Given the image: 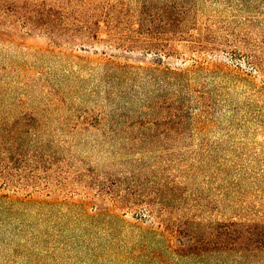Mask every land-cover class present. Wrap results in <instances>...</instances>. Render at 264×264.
<instances>
[{"label":"rangeland","instance_id":"374dc122","mask_svg":"<svg viewBox=\"0 0 264 264\" xmlns=\"http://www.w3.org/2000/svg\"><path fill=\"white\" fill-rule=\"evenodd\" d=\"M180 12L192 23L189 34L167 35L164 64L209 66L181 109L169 97L147 98L154 86L133 93L100 79L104 58L132 48L130 63L156 58L136 19L167 16L155 29L166 33ZM107 15L117 29L110 31ZM104 118L111 122L100 124ZM142 126L201 129L206 142L222 146L221 157L237 162L231 179L247 178L246 210L210 212L201 204L188 207L191 217L264 221V0H0V264H207L159 253L139 232L159 227V219L146 205L121 202L147 171L123 149L126 134L107 132ZM191 142L199 148L197 137ZM156 155L146 154L149 165Z\"/></svg>","mask_w":264,"mask_h":264},{"label":"trees","instance_id":"16d2710c","mask_svg":"<svg viewBox=\"0 0 264 264\" xmlns=\"http://www.w3.org/2000/svg\"><path fill=\"white\" fill-rule=\"evenodd\" d=\"M182 14L184 12L176 17V26L166 33L155 29L167 22V16L161 15L159 19H155L146 14L136 19L140 40L146 41L148 48L154 50L156 58L145 65L130 63L133 58L127 55L137 52L136 48L119 53L121 55H112L100 62V79L120 83L126 92L130 90L133 93L145 92L150 86H154L155 91H146L147 98L154 97V101H158L162 97H169L181 109L188 102L189 88L209 69L204 64L186 69L173 68L165 65L162 60L163 53H167V46L163 44L168 39L167 35L184 40L189 34L186 29L192 23H186ZM107 18L110 31L112 28L117 29L113 15H107ZM90 28L93 30L92 26ZM143 37L146 39H142ZM217 68L221 69L219 66ZM203 99L209 101L206 94H203ZM191 116L194 121L196 114ZM137 117L139 118V113ZM134 119L132 117L130 121ZM104 122L106 124L111 120L104 118L100 124ZM119 122H123L122 117ZM137 123L141 124V121L138 120ZM107 133L126 134L121 141L125 147L123 149L129 151L134 165L147 171L143 178L129 183L121 200L128 206L146 205L151 216L159 219V227H139L144 241L154 239L159 246V253L166 249V253L181 260L204 258L207 264H217L227 257L243 260L242 264L247 259H255L259 263L264 261V221L238 216L198 220L187 211L188 207L194 208L201 204L210 212L246 210L243 205L246 192L242 190V183L247 178L239 173L236 180L231 179L230 172L238 166L237 162L231 164L227 158L221 157L224 152L222 146L216 147L206 142L203 130L196 133L174 130L168 133L142 126L138 131L112 129ZM195 137L199 139V148L196 150L191 142L195 141ZM183 146L190 148L192 157ZM169 148L172 149L171 152H167ZM149 152L158 153L152 166L145 160ZM201 176L204 177L203 182L209 193L206 196L205 191L201 192L197 184ZM188 202L190 205L182 206Z\"/></svg>","mask_w":264,"mask_h":264}]
</instances>
